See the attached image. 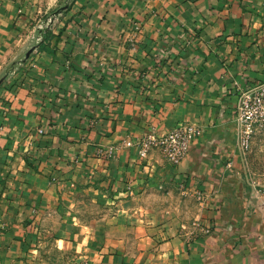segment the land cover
Segmentation results:
<instances>
[{
    "label": "crops",
    "instance_id": "crops-1",
    "mask_svg": "<svg viewBox=\"0 0 264 264\" xmlns=\"http://www.w3.org/2000/svg\"><path fill=\"white\" fill-rule=\"evenodd\" d=\"M261 82L264 0H0V264H264L233 120ZM183 121L179 164L140 156Z\"/></svg>",
    "mask_w": 264,
    "mask_h": 264
},
{
    "label": "built area",
    "instance_id": "built-area-1",
    "mask_svg": "<svg viewBox=\"0 0 264 264\" xmlns=\"http://www.w3.org/2000/svg\"><path fill=\"white\" fill-rule=\"evenodd\" d=\"M233 120L242 152L249 147L256 129L264 125V82L240 90ZM203 133V126L196 121H183L162 134L149 132L138 139L139 154L147 157L151 147L156 145L170 163L177 165L188 155L191 141Z\"/></svg>",
    "mask_w": 264,
    "mask_h": 264
},
{
    "label": "rangeland",
    "instance_id": "rangeland-1",
    "mask_svg": "<svg viewBox=\"0 0 264 264\" xmlns=\"http://www.w3.org/2000/svg\"><path fill=\"white\" fill-rule=\"evenodd\" d=\"M242 153L244 164L241 171L248 174L252 184L262 187L264 185V125L256 129L249 147ZM194 209L196 211V206ZM74 254L71 250L44 242L38 248L37 264H81L75 261Z\"/></svg>",
    "mask_w": 264,
    "mask_h": 264
},
{
    "label": "water",
    "instance_id": "water-1",
    "mask_svg": "<svg viewBox=\"0 0 264 264\" xmlns=\"http://www.w3.org/2000/svg\"><path fill=\"white\" fill-rule=\"evenodd\" d=\"M66 7H67V5H65V6H63V7H61V8L64 9V8H66ZM32 50H33V49H31V50L28 51V53H27L28 56L30 55V53L32 52Z\"/></svg>",
    "mask_w": 264,
    "mask_h": 264
}]
</instances>
